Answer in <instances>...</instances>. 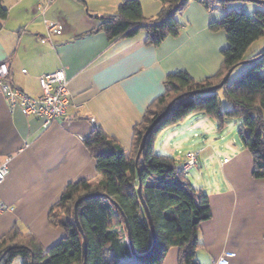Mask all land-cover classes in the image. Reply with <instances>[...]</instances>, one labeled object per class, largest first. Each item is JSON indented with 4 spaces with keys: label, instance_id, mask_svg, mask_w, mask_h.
Wrapping results in <instances>:
<instances>
[{
    "label": "crops",
    "instance_id": "crops-1",
    "mask_svg": "<svg viewBox=\"0 0 264 264\" xmlns=\"http://www.w3.org/2000/svg\"><path fill=\"white\" fill-rule=\"evenodd\" d=\"M123 1L56 0L43 17L37 0H2L8 17L0 29V63L11 62L14 87L40 96V77L60 69L71 84L67 115L48 129L39 119L12 109L0 94V161L13 157L0 186L4 206L0 238L18 226L34 235L45 250L53 247L66 232L50 225L49 212L65 187L81 179L95 184L102 178L84 144L91 132L101 127L128 154L134 126L164 94L168 75L185 71L201 82L220 70L228 39L223 31L211 32L209 25L220 21L225 11L210 12L193 0L180 16L181 34L155 46L147 44L145 30L114 39L97 31L99 18L115 15ZM139 1L145 18L158 17L160 0ZM238 2L242 1L228 9ZM45 18L63 23V33L48 39ZM263 52L264 36L249 48L246 60ZM228 121L219 129L214 118L191 117L164 131L156 150L159 142L162 155H181L179 165L185 154L200 152L197 167L188 173L199 172L187 178L208 194L212 217L199 227L202 245L196 252L197 264H215L226 253L234 254L230 264H264V179L253 177V158L237 133L225 136ZM240 124L238 120L239 128ZM211 134L219 138H208ZM216 156L219 179L205 182L200 169ZM175 248H170L161 264H179ZM119 263L141 264L133 255L120 258ZM12 264H23V260L18 257Z\"/></svg>",
    "mask_w": 264,
    "mask_h": 264
},
{
    "label": "trees",
    "instance_id": "trees-1",
    "mask_svg": "<svg viewBox=\"0 0 264 264\" xmlns=\"http://www.w3.org/2000/svg\"><path fill=\"white\" fill-rule=\"evenodd\" d=\"M194 1L210 12L217 8L225 11L220 21L209 25L211 32L223 31L228 39L218 73L201 82L194 81L185 71L168 75L164 94L154 100L142 121L134 126L128 154L101 127H96L84 144L102 178L95 184L86 179L69 183L49 212L50 225L62 228L66 236L45 250L34 235L15 226L0 238V264H12L18 257L23 264H120V258L132 256L128 230L141 264H161L172 247L178 250L179 264H197L196 252L202 245L199 227L212 217L209 196L191 184L176 158L156 152V142L164 131L197 115L214 118L219 129L230 119L240 120L237 137L253 158L252 175L264 179V54L251 58L256 59L249 64L251 68L231 79L246 61L249 48L264 36V4L256 3L251 16L243 10L228 9L234 0ZM160 2L158 17L147 19L139 0H124L115 15L99 18L97 31L114 39L145 30L147 44L160 46L168 37L181 34L184 23L180 16L191 0ZM7 17L8 10L0 0V29ZM229 72L230 78L221 89L202 92L221 83ZM221 93L229 109H222ZM167 109L150 132L137 165L145 133ZM139 184L155 227L154 249L149 219L138 194ZM80 199L83 201L78 205L77 217L83 234L75 221V205Z\"/></svg>",
    "mask_w": 264,
    "mask_h": 264
},
{
    "label": "built area",
    "instance_id": "built-area-1",
    "mask_svg": "<svg viewBox=\"0 0 264 264\" xmlns=\"http://www.w3.org/2000/svg\"><path fill=\"white\" fill-rule=\"evenodd\" d=\"M43 17L50 5L56 0H37ZM44 23L47 29V38L61 35L65 25L59 21H50L46 18ZM26 72V71H23ZM42 94L34 97L14 87L11 81V62L0 63V94L3 95L12 109H18L26 117L39 119L44 129H48L56 121L64 118L69 109L71 79L63 69L42 75L39 79ZM200 152L194 151L185 154L180 164V170L185 174L198 165ZM12 156H6L0 161V186L9 174ZM4 206L0 202V216ZM233 253H226L215 264H230L229 259Z\"/></svg>",
    "mask_w": 264,
    "mask_h": 264
},
{
    "label": "rangeland",
    "instance_id": "rangeland-1",
    "mask_svg": "<svg viewBox=\"0 0 264 264\" xmlns=\"http://www.w3.org/2000/svg\"><path fill=\"white\" fill-rule=\"evenodd\" d=\"M193 0H191L192 2ZM232 8L235 7L237 8V10H241L240 8L242 7H245L243 10V12H245L246 14L248 15H251L253 16L254 15V10L256 9V3L254 2H238V4H235L234 6H231ZM213 12H220V13H223V10L221 8H217V10L213 11ZM264 54V52L262 53ZM251 68V65L249 64H243V65H240L234 72H233V75H232V80L234 79H237L239 78L240 76H242L247 70H249ZM220 97H221V100H222V109H229L230 108V105L229 103L226 101L224 95L221 93L220 94ZM239 130V125H238V120L236 119H230L228 121V124H227V127L224 129V134L225 136H229V137H232L233 135L236 137V133L237 131ZM213 138V139H217L219 137H215L213 136L212 134L211 135H208V138ZM157 153L161 154V147H159V142L157 144V150H156ZM211 152H213L212 150H209V154H211ZM170 155L173 157H176L177 156V160L178 158L181 156H179V154H177L176 152H173V153H170ZM226 155L223 154V158L225 157ZM221 157V158H222ZM220 160L218 159V157L216 156L215 159L212 161V160H206L205 163H204V166L200 169V173H201V176H202V179L205 181V182H208V183H214L216 182L217 179H219V175H218V165H219V162ZM199 172V170H194L190 173H187V176L189 178H191V176L194 174V173H197ZM176 249V248H175Z\"/></svg>",
    "mask_w": 264,
    "mask_h": 264
},
{
    "label": "water",
    "instance_id": "water-1",
    "mask_svg": "<svg viewBox=\"0 0 264 264\" xmlns=\"http://www.w3.org/2000/svg\"><path fill=\"white\" fill-rule=\"evenodd\" d=\"M234 1H250V2H254V3H257V4H264V1H260V0H234ZM256 61V59H253V60H246V61H243L242 64H252ZM230 75H231V72H229L225 77L224 79L221 81V83H219L218 85L214 86V87H210L208 89H205V90H202V92H212V91H215V90H219L221 89L224 84L229 80L230 78ZM199 92V91H198ZM196 93V92H194ZM168 112V109L161 115L158 117V119H156L153 124L150 126V128L148 129V131L145 133L143 139H142V143H141V146H140V149H139V152H138V155L136 157V164L138 165V162H139V159H140V156L142 154V151L144 150V147H145V144H146V141H147V138L150 134V132L152 131V129L156 126V124L166 115V113ZM139 173V172H138ZM138 194L142 200V203L145 207V211L147 213V217L149 219V223H150V227H151V230H152V233H153V239H154V244H153V249L154 247L156 246V232H155V227H154V224H153V221H152V218H151V215L147 209V206L145 204V201L143 199V194H142V187H141V184H139V187H138ZM83 201V199H80L79 201H77L76 205H75V221L78 225V227H80V224H79V221H78V217H77V210H78V205ZM112 203L116 205L115 202L112 201ZM125 224H126V227L128 229V224L127 222L125 221ZM80 232L83 234V231L80 227ZM128 239H129V245H130V251L132 253V255L134 257H139V255L137 254L134 246H133V243H132V239H131V234H130V231L128 230ZM83 247H84V255L86 256V239L84 238V243H83ZM86 264V263H84Z\"/></svg>",
    "mask_w": 264,
    "mask_h": 264
}]
</instances>
